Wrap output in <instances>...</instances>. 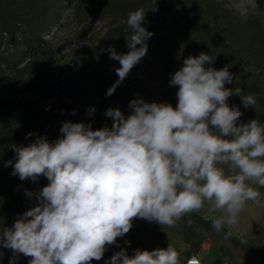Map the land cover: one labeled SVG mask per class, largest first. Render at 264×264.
I'll list each match as a JSON object with an SVG mask.
<instances>
[{
    "label": "clouds",
    "instance_id": "obj_1",
    "mask_svg": "<svg viewBox=\"0 0 264 264\" xmlns=\"http://www.w3.org/2000/svg\"><path fill=\"white\" fill-rule=\"evenodd\" d=\"M233 7L246 20L258 5L238 0ZM144 18L143 9L128 13L129 52L108 49L120 67L115 69L119 79L106 95L115 92L148 51L146 41L153 33L142 26ZM213 61L204 53L184 60L170 80L178 86L176 107L134 99L127 117L119 108L106 111L111 127L94 130L90 123L65 121L55 141L36 135L27 146H12L13 176L49 181L39 192H26L36 206L0 231V245L14 253L12 264L16 254L30 257L29 264H91L129 232L134 219L171 228L204 210L206 203L209 213H222L211 227L217 233L227 227L228 239L249 201L264 207L259 191L264 188V123L253 119L238 125L242 112L229 106L233 90L225 87L234 77L227 66L205 67ZM235 94L241 95V89ZM242 103L256 106V98L242 95ZM94 112L90 108L88 115ZM106 264L181 260L170 243L166 249H137L131 257L122 249ZM186 264H201V259L192 255Z\"/></svg>",
    "mask_w": 264,
    "mask_h": 264
},
{
    "label": "trees",
    "instance_id": "obj_2",
    "mask_svg": "<svg viewBox=\"0 0 264 264\" xmlns=\"http://www.w3.org/2000/svg\"><path fill=\"white\" fill-rule=\"evenodd\" d=\"M65 1L0 0V231L11 228L20 215L36 206V199L29 198L26 192H39L49 183L44 176L38 177L35 182L31 179L21 181L15 176L21 184H10L4 178L12 175L14 168L16 153L13 145L27 146L35 140L36 135H47L49 141H55L61 135L59 130L62 123L51 118L50 113L45 109V104L55 99L60 101L61 96L66 94L83 103L80 95L84 93L92 96L100 105L104 103L105 98H109L125 107L129 114L131 112L128 95L117 88L112 95H106L113 84L103 68L99 67V58L91 57L85 61V68L91 71L88 76L72 73L73 84L78 86L73 90L74 92L67 91L68 83L64 84L62 81L71 69H62L55 74V47L50 35L53 27H58L62 23L66 8ZM146 1L148 2V0H107L105 11L113 16H119L120 20L115 19V23L107 30V39L101 57L103 62L110 46L119 50L130 38L132 30L127 25L128 13L143 9L146 18L149 10L155 7ZM186 1L195 5L196 12L186 15V24L190 30L185 35L181 48L177 50L159 37H155L152 41L150 50L160 61L161 71L172 77L184 66L186 58L197 57L201 53L208 54L214 61L205 67L221 70L227 66L233 75L232 83H226L225 87L233 90L231 96L238 105H244L242 95L252 94L256 98V106L264 111V81L247 72L250 67L264 72V23L260 14L248 16L243 21H229L223 28L215 29L209 23L208 16L213 15L215 21L217 20L218 12L225 10L220 2L200 0L204 4L202 7L196 0ZM173 2L167 0L158 3L156 7L168 8ZM258 2L261 7V0ZM84 6V2L78 0L76 12L81 11ZM44 84H46L45 91L38 99L29 100L24 97V94L34 92ZM236 88L241 89V95L235 94ZM3 90L12 92L14 96L4 97L1 93ZM39 102L45 103L38 105ZM90 124L94 130L100 128L95 123L90 122ZM29 133L34 135L26 139ZM9 160L13 161L12 165H7ZM188 217L207 229L212 228L210 223L197 213H191ZM124 250L130 257L135 254L134 247L129 246ZM119 251L121 250L113 251L105 259L93 260L91 264H106V261ZM13 257L14 253L11 249L3 246L0 248V264H12ZM30 259L22 254H16L14 264H29Z\"/></svg>",
    "mask_w": 264,
    "mask_h": 264
},
{
    "label": "rangeland",
    "instance_id": "obj_3",
    "mask_svg": "<svg viewBox=\"0 0 264 264\" xmlns=\"http://www.w3.org/2000/svg\"><path fill=\"white\" fill-rule=\"evenodd\" d=\"M82 1L85 6L77 13L76 5L78 0H66L64 2L66 8L62 23L58 27H53L51 37L46 35V37H50L55 47V74L62 69H71V72L68 70L64 78H62L64 84L68 83L67 91L69 92H74L73 90L78 87L73 84L74 82L71 78L74 76L72 73L88 76V73L91 72L84 66L85 61L91 57H99V67L103 68L104 73L112 84L119 79L115 72V69L120 67L119 62L109 58L110 52L105 56V62L101 60V57L104 43L107 39V30L115 23V19L120 20V17L113 16L105 11L107 0ZM164 1L167 0L146 1L150 5H155V7L151 6L153 9L150 8L151 10H149L143 22V27L153 33L146 41L148 51L140 62L132 68L117 89L128 95L130 101L142 99L147 103H170L173 107H176L178 103L176 95L178 86L170 85L172 77L161 71L159 68L160 61L151 53L150 47L153 39L159 37L179 50L185 35L190 30L186 24V15L196 12V7L192 2L186 0H173L174 2L168 8L156 7L158 3ZM196 1L198 5L204 6L200 0ZM216 1L220 2L225 10L218 12L219 17L216 21L215 16H208L209 23L215 29L223 28L224 24L229 21H243L233 7L234 4L238 3V0ZM258 1L256 0L258 7L250 9L248 16L259 13L262 23H264V0H261V7H259ZM129 51L127 42L123 48L116 50L120 54ZM247 72L249 75L264 81V72L254 67L247 69ZM45 87L46 84L32 93L24 94V97L29 100L38 99L45 91ZM1 93L4 97L14 96L12 92L7 90H3ZM77 95L79 96L80 94L78 93ZM80 96L83 103L66 94L61 96L60 101L55 99L45 104V109L46 111L48 110L54 121H60L61 123L65 121L73 123L81 121L85 123L91 122L100 128L111 127L113 123L112 118L105 115L108 109L119 108L126 117L129 115V111L117 101L105 98L104 103L100 105L92 96H87L84 93ZM44 103L39 102L38 105ZM228 104L230 107H238L242 112L237 122L238 125L248 123L253 119L264 123V111L260 107L248 106L245 108L244 105H238L233 96L228 98ZM90 108L95 109L92 115H88ZM4 178L10 184H21L13 175H7ZM259 191L261 192V199L264 201V188H260ZM207 207L206 203L205 209L196 213L211 225L213 218L222 213H209ZM188 219L193 221L191 226L186 223ZM132 223L133 227L127 234L117 238L115 245L107 247L102 259L109 257L115 250H122L129 246L134 247V251L137 249L152 251L157 248L166 249L171 243L180 254L181 264L192 253H196L201 260L203 257H209L211 259L210 263L264 264V207H260L251 201L247 203L245 210L240 214L239 222L231 229L232 236L228 239L224 238L225 233L229 231L227 227L217 233L213 228L207 229L188 216L182 218L175 227L171 228L160 226L155 221L149 222L140 218L134 219ZM242 240L247 241V243H242ZM1 247L2 245H0Z\"/></svg>",
    "mask_w": 264,
    "mask_h": 264
},
{
    "label": "built area",
    "instance_id": "obj_4",
    "mask_svg": "<svg viewBox=\"0 0 264 264\" xmlns=\"http://www.w3.org/2000/svg\"><path fill=\"white\" fill-rule=\"evenodd\" d=\"M192 255H197V254H191V255H189V256L186 258L184 264H186L187 259H189ZM197 256H198V255H197ZM198 257H199V256H198ZM201 264H204L202 260H201ZM216 264H226V263H225V262H219V263H216Z\"/></svg>",
    "mask_w": 264,
    "mask_h": 264
},
{
    "label": "crops",
    "instance_id": "obj_5",
    "mask_svg": "<svg viewBox=\"0 0 264 264\" xmlns=\"http://www.w3.org/2000/svg\"><path fill=\"white\" fill-rule=\"evenodd\" d=\"M202 261H203V263H205V264H210L211 259H210L209 257H203V258H202Z\"/></svg>",
    "mask_w": 264,
    "mask_h": 264
}]
</instances>
